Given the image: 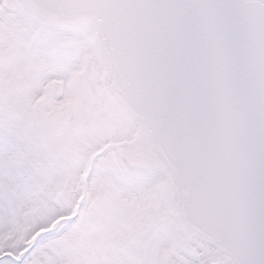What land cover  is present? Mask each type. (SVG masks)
<instances>
[{
	"label": "snow or ice",
	"instance_id": "obj_1",
	"mask_svg": "<svg viewBox=\"0 0 264 264\" xmlns=\"http://www.w3.org/2000/svg\"><path fill=\"white\" fill-rule=\"evenodd\" d=\"M0 264H264V0H0Z\"/></svg>",
	"mask_w": 264,
	"mask_h": 264
}]
</instances>
